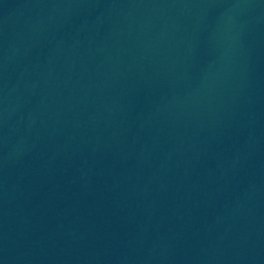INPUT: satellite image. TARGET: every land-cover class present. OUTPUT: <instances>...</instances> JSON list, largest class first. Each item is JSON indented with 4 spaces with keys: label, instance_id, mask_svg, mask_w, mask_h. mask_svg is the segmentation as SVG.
Wrapping results in <instances>:
<instances>
[{
    "label": "water",
    "instance_id": "obj_1",
    "mask_svg": "<svg viewBox=\"0 0 264 264\" xmlns=\"http://www.w3.org/2000/svg\"><path fill=\"white\" fill-rule=\"evenodd\" d=\"M0 264H264V0H0Z\"/></svg>",
    "mask_w": 264,
    "mask_h": 264
}]
</instances>
